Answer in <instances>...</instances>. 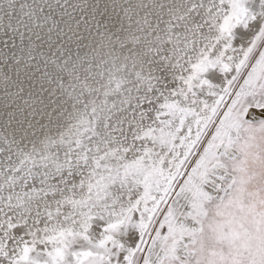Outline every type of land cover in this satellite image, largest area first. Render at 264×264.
Segmentation results:
<instances>
[{
  "label": "snow or ice",
  "instance_id": "1",
  "mask_svg": "<svg viewBox=\"0 0 264 264\" xmlns=\"http://www.w3.org/2000/svg\"><path fill=\"white\" fill-rule=\"evenodd\" d=\"M0 264H264V0H0Z\"/></svg>",
  "mask_w": 264,
  "mask_h": 264
}]
</instances>
